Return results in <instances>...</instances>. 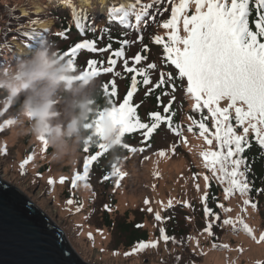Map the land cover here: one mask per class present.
I'll use <instances>...</instances> for the list:
<instances>
[{"label": "snow or ice", "instance_id": "obj_1", "mask_svg": "<svg viewBox=\"0 0 264 264\" xmlns=\"http://www.w3.org/2000/svg\"><path fill=\"white\" fill-rule=\"evenodd\" d=\"M65 2L71 9L77 34L85 37L92 33L93 38L80 39L57 54L76 65L79 55L87 52L90 55L84 62L83 73L91 78L109 74L113 77L102 85L107 108L101 109V112L105 110L109 112L110 119L117 129L115 146L130 152L144 151L143 147L137 149L124 143L126 136L139 133L142 137L140 144L147 145L161 126H166L167 130L177 137V141L171 145L173 153L177 144L188 146L184 128L181 124L174 123L176 112L172 106L177 99L175 93L179 81V88L191 101L190 111L199 116L198 119L193 115H187L186 118L189 121L187 132L202 141L198 156L202 168L207 173L193 176L195 179L203 175L205 181V191L200 197L206 218L203 232L209 237H214V227L223 229L225 226H231L234 232L243 231L256 240L253 229L245 223L242 216L237 215L235 219L224 218L221 221V213L210 208L207 201L211 198L224 214L231 211L220 203L214 194L209 197L213 181L221 188L225 201L239 194L243 198L244 206L249 205L248 197L252 191L264 194V188H254V181L248 179L252 163L264 157L254 156L250 163L249 157L244 155L253 147V142L259 152L264 153V0H128L126 4L118 5L115 0H101L97 12L105 19V26L99 30L94 24L95 16L90 18L86 8H77L74 0ZM166 12L169 13L168 18L158 22L157 16L163 17ZM29 23L36 25L40 21L31 20ZM149 23L165 30L164 36L153 35L150 41L162 48L160 64L164 68H174L175 74L172 71H164L155 61L142 63L148 60V56L141 53L150 52L149 45L143 42V30ZM71 30V27L62 28L55 35L66 40L67 33ZM113 30H118L120 35L112 36ZM97 31L100 33L99 36L96 35ZM131 31L137 33L135 41L124 38ZM49 32L50 29L37 30L35 27L24 31L23 26H19L16 33L22 39V52L30 56L37 47L46 42ZM105 37L108 43L98 47V43ZM114 43L119 47L113 48ZM133 44L142 45L141 51L131 58H126L125 49ZM104 53H109L106 61L92 58ZM121 61L123 72H117L116 66ZM158 69H160L158 79L153 82L152 75ZM129 76L126 92L117 103L114 99L119 98L116 77L128 79ZM140 87L147 89L144 93L145 99L159 90V95L155 97L156 106L163 110L147 112L145 120L138 114V109L144 101L133 102ZM163 97H169L167 104L163 102ZM13 124L14 118L5 119L0 128ZM37 140L41 144V153H45L48 147L46 139L38 137ZM93 147L94 152L91 151ZM112 148L114 147L103 143L99 137L95 143L86 142L82 148L86 154L83 158L82 172L77 171L72 176V186L76 187L79 181L85 182L84 186L88 187L86 181L91 166L94 162L99 164L100 159ZM158 155L163 157L165 152L160 151ZM33 158V155L29 154L20 164V168L23 169ZM110 169L102 176L101 182L115 177V185L119 187L126 173L118 167V158L117 162L110 165ZM66 179L61 176L59 182L64 183ZM47 183L52 185V178H49ZM195 187L199 191L200 186L196 184ZM72 202L67 201L68 204ZM149 203L146 198L144 204ZM183 203L184 206H190L187 201ZM172 204V200L169 199L164 207L170 208ZM251 206L255 208L256 204L252 203ZM104 207L106 210L109 209L108 205ZM147 211L151 213L153 209L148 207ZM154 219L157 222L162 220L159 212L155 213ZM160 239L166 243L169 241L176 243L175 237L168 236L164 228L160 229ZM262 241L264 233L260 234L257 243ZM157 243L158 241H139L136 247L140 250L155 248ZM213 247L227 248L228 245L214 243Z\"/></svg>", "mask_w": 264, "mask_h": 264}, {"label": "rangeland", "instance_id": "obj_2", "mask_svg": "<svg viewBox=\"0 0 264 264\" xmlns=\"http://www.w3.org/2000/svg\"><path fill=\"white\" fill-rule=\"evenodd\" d=\"M34 1L35 0H18L10 4L8 0H0V7L2 4L6 6L9 5L6 11H4L5 13L11 12L12 7H20L19 13L24 16L28 13L27 8L38 13L45 7L40 2ZM40 1L43 2V0ZM63 1L65 2V0H62V2ZM100 2L101 0L87 1L88 5L92 8L94 7L95 10H97V5H100ZM86 5L87 4L82 5L81 7L87 8L85 7ZM51 6H55V3L52 2ZM60 10L64 11V7H61ZM43 14L44 13L38 15L40 23L43 19ZM60 15L63 14L59 12L57 16ZM8 20H10V18H7L5 27L9 26ZM46 20L47 19L44 18L43 22ZM102 20L104 23L105 19L102 18ZM54 21L56 23L55 18ZM14 24L17 23L14 22ZM45 24L49 25L50 22L47 21ZM0 25H2L1 19ZM17 28V26L10 27L8 30L11 34L7 38V41H11V45L15 47V51L17 47L15 41L22 40L18 38L14 39L17 35L15 34ZM31 28L24 26L23 30L28 31V29ZM35 28L37 30L40 29L39 27ZM160 29V35L164 36L165 30L162 28ZM49 36L48 34L46 42H48L47 38ZM164 38L167 39L166 36ZM57 48L58 47H54V49ZM19 50H22V48L18 47V51ZM19 53L21 54L20 51ZM11 57L12 53L10 50L4 47L0 49V58H4V62L2 61L3 65L11 63ZM22 58L24 57L18 58L13 64L0 67V82H5L9 85L13 83L11 77L13 66ZM56 59L58 60V64L51 72V76L54 77L55 85L51 98L53 117L50 123L54 128L59 129L60 135H57L56 132H52L49 138L46 139L47 146L49 139L61 142V138L59 137H63L66 148L69 150H76L78 149V139L72 135L74 132V120L71 111L72 102L69 100L63 103L61 102L59 97L62 87L60 84L56 83L60 81L68 82L66 78L67 75H72L83 83H89L90 76L83 72H70L65 68L63 59ZM120 63H118L117 66ZM43 83L44 82H40L36 84V87L39 88L43 86ZM74 88H77V86L74 85L72 88V85H70L68 87L69 90L77 92L78 90ZM31 93V87L27 90L12 91H10L8 87H0V124H3L5 119L10 118H14L15 123L0 128V140H5L4 143L0 144V149L3 150L0 151V179L13 188L20 189L25 194V197H28L33 204L37 205H35L36 208L39 207L41 211L43 210L42 212L55 226L62 228L65 237L76 252L75 254L83 263L164 264L166 259L165 254L154 251L153 247H148L143 250L137 248V250L134 251L127 250L123 246H117V236L114 230L107 229L103 226L104 213L109 215L112 221H116L121 220L124 213L129 212V219L134 222L137 221L138 225H142L141 230L148 231L150 236H148L147 242L158 241V246H166V243L160 239V229L164 228V221L161 220L157 222L154 219V215L156 212H159L162 217V211L167 203L165 198L170 192L174 203L184 204V201L189 203L190 206H186L189 212L192 211L191 206L193 204H201L200 197L205 191V181L203 175H199L195 179L193 176L198 173L205 174V172L201 170V161L198 156L202 141L188 133L185 125H182L184 128V136L188 140V146L177 144L175 152L173 153L171 151V145L177 141V137L172 135L168 130L157 135L158 142L166 143L161 150L165 152V156L160 157L158 153L150 154L142 163L147 164V167L153 166L155 168L157 177L162 180H160L159 183L163 188L150 187L146 183L148 177L144 172H146L147 169H141L143 166H140V162L137 161L140 156L137 155V153L133 154L130 152L126 158L118 162L120 170L126 173L121 179L119 187L115 185V177H110L108 183L103 184L100 179L94 177L93 168L91 166L89 177L86 181L89 192L87 197L84 198L80 192L85 182L78 181L77 186L73 187L71 178L75 172H82L83 158L85 155L78 150L75 162H72L67 158L63 160L54 159L52 155L53 150L50 147H47L45 153H41V144L37 138H45V136H34L32 130L33 122L20 118L24 111V104L22 108L16 109L15 103L21 101L25 102L26 97L31 95ZM187 109L188 108H186V110ZM105 120H110L112 122L109 112L101 118L100 130L102 132V138ZM64 133L69 134L64 135ZM178 148L182 149V151L177 153L176 151ZM29 154L33 155V160L21 169L20 164ZM61 176L67 178L64 183L59 182ZM49 178L53 180L52 185L47 183ZM164 180L167 182L164 183ZM199 181L202 182V186L199 185ZM196 184L200 186L199 191H197L195 187ZM164 186H171V189L169 190ZM157 190L166 192V194L162 195V193H157ZM146 198L150 202L149 205L144 204ZM68 200H72V204H68ZM113 201V210L108 212L104 206L108 205L110 207ZM97 204L101 205L100 208L96 207ZM148 207H151L153 212L149 213L147 211ZM193 211L197 214L199 212L198 207H194ZM190 218L194 220L197 217L190 216ZM255 223L256 222H253L252 225L254 226ZM94 232H105L108 239H100L98 240L100 242L97 243L93 241ZM219 254L221 253L213 252L208 248L203 249L200 253L201 260L197 264H230V262L227 261L223 263ZM263 254L264 253H262V256ZM244 256L246 258L243 264H258V253L256 251L252 250ZM238 262H240V258Z\"/></svg>", "mask_w": 264, "mask_h": 264}, {"label": "trees", "instance_id": "obj_3", "mask_svg": "<svg viewBox=\"0 0 264 264\" xmlns=\"http://www.w3.org/2000/svg\"><path fill=\"white\" fill-rule=\"evenodd\" d=\"M18 0H8L10 4L17 2ZM38 1L39 0H35ZM9 7V5H4L0 7V19L2 21V25L0 28V49L6 46H10V42L7 41V38L10 36L9 28L12 26H23L27 25L32 26L29 21L31 20H38L39 16L30 14L29 17H21L20 13L18 11L19 7H12L11 12L5 13L6 9ZM78 8V7H77ZM13 9L15 11L13 12ZM30 10V9H29ZM71 9L66 12H61L63 15L56 16L53 14V17L56 20L55 27L52 29L50 36L47 38L48 42L51 43L54 47H58L55 49L57 52H60L62 50H66L69 45L74 44L76 41L87 38L92 39L93 34L88 33L85 37H81L77 34V31L74 27V22L72 20L71 16ZM6 15V16H5ZM89 16H96L95 13L91 14L89 13ZM169 16V13L166 12L163 17L157 16V21L159 22L162 19H167ZM7 18H10L8 20V27H5V23L7 22ZM16 22L17 24H14ZM95 27L99 30L102 26H105L104 24H99L96 21H94ZM5 27V28H4ZM71 27V31L67 33L68 39H60L58 38L55 33L59 32L62 28H69ZM26 29V28H25ZM29 30V29H28ZM17 34V33H15ZM160 35L161 29L156 27V25L149 23L148 27L143 30V36H144V44H148L150 47V52L148 53H141L143 55L148 56V60L145 62H142L143 64L153 62L155 61L158 65H160L161 68H163L164 71H172L175 74V69L172 67L164 68L163 65L160 64L159 57L162 55V48L160 46L154 45L150 41V37L153 35ZM97 36L100 35L99 31L96 33ZM111 35L114 37H117L120 35V32L118 30H113L111 32ZM181 35H183L182 29H181ZM137 37V33L135 31H131L129 35H127L124 38H127L129 40L135 41ZM16 38L21 39L16 35ZM108 43L107 38L103 41H100L98 43V47H103L105 44ZM119 47L118 44H113V48ZM142 48V45L140 44H133L131 47H128L125 49L126 52V58L133 57L137 52H140ZM109 53H104L102 55L97 54L93 56L92 58L97 60H107V56ZM89 53L82 52L79 57L76 60V65L71 64L69 61L65 60L61 56H57L56 58H61L64 60L65 68L70 72L75 73H81L84 68V62L86 58L89 57ZM106 66V65H105ZM129 66H131V60H129ZM117 72H123L122 62L116 66L115 69ZM160 69H158L155 73L152 75L153 82L158 79V72ZM52 75V74H51ZM128 75V74H125ZM54 80V77H52ZM67 81H60L56 84H60L62 87L61 94H60V100L61 102L70 101L72 102L71 111H72V118L74 120V132L73 136H75L78 139V150L86 155L82 148L86 142H92L95 143L97 137L102 139V132L100 130L101 126V118L106 113H108L107 110L101 112V109L107 108V101L105 99L104 92L102 90V85L105 84V82L111 80L113 77L109 75H100L96 78H93L89 81V83H83L78 78H75L72 75L66 76ZM129 79H121L120 77H116V84L118 86V92H119V98H114L117 100V103H119V100L122 99L123 95L126 92V87L129 83ZM186 83V82H185ZM55 85V84H54ZM72 85L77 86L78 91L74 92V90H69L68 87ZM178 90L175 93L177 99L174 102L172 108L173 111L176 112V115L174 117V123H179L181 125H185L187 129V125L189 124V121L187 120V115H193L195 118H199L198 114L192 113L190 111V100H188L183 91L179 88V81H177ZM147 89L144 87H140L138 93L134 96L133 102L134 103H140L141 101H144L141 106L138 109V114L141 117L142 120H145L146 113L149 111H163L162 108H157L156 106V95H159V90L152 95H150L147 99H145L144 93ZM163 102L167 104L169 97H163ZM24 104V101L15 103V108L20 109L22 108ZM182 105V108H181ZM186 108H188L186 110ZM205 114L206 110H205ZM186 116V117H185ZM210 123V122H209ZM167 131L166 126H161L151 137L150 141L147 145L140 144V140L142 137L139 133L132 134L126 136L124 143H127L133 147H136L137 149L143 147L144 151H136L132 152L133 154L137 153V155H140L138 158V162H140V166H143L141 169H147L146 176L148 177V180L146 183L150 187H161L160 186V180L157 177L155 168L153 166L147 167V164L142 163L147 157H149L150 154H157L159 153L162 148L165 146V142L161 143L157 140V135ZM61 138V143L63 142V137ZM4 139L0 140V144L4 143ZM66 146V145H65ZM91 151H95V148L93 147ZM182 151V149L178 148L177 153ZM130 153L127 149H124L120 146H115L114 148L110 149L109 152L106 154L105 157H102L99 161V164L92 165L94 177L97 179H102V176L105 174V172L110 171V165L113 162H118L121 159L126 158ZM181 155V154H179ZM245 156L249 157V162L252 163L251 158L254 156H261L264 157V153H260L257 146H255L253 142V147L250 150H247L244 153ZM185 156V155H183ZM201 170L206 173V170L202 168ZM194 173V172H192ZM249 181H254V188H264V159H257L255 163H252V171L248 174ZM162 181V180H161ZM164 183L167 182L166 180L163 181ZM108 183L107 181H104L103 184ZM199 185L202 186V182L199 181ZM165 188L171 189V186ZM163 188V187H161ZM88 188L83 186L81 189V192L83 197L86 198L88 195ZM157 193H162V195H165L166 192H163L161 190H157ZM215 195L219 198V202L223 203L225 207L230 208L231 211H229L227 214H224L221 212L219 208L216 207V204L213 202L211 198L207 201V204L210 208L214 209L216 212L221 213V221L224 218H232L235 219L237 215L242 216L245 223L249 225L250 228L253 229V235L256 237V240H253L251 237H249L246 233L243 231L237 230L233 231L231 226H225L223 229L220 227H214V237H209L206 233L203 232V228L206 224V218L204 216L203 212V206L202 204H193L191 206L192 211H187V207L184 206L182 203H174L171 192L166 196L165 200H167V203L169 199L172 200L173 204L172 207L163 209V215L162 220L164 221L163 226L166 230V234L170 237H175L176 243H173L171 241L165 242L166 246H157L154 248V251L158 253H164L165 254V262L164 264H197L201 260L200 253L203 251V249H210L213 252H219L221 256V261L225 263V261L230 262V264H239L244 263L245 260V254L250 251H256L258 253V264H264V254L262 256V253H264V241L257 243V240H259L260 234L264 233V194H257L255 191H252L249 195L250 203L247 206L243 205V198L240 197L239 194H235L232 196L229 200L225 201L223 193L221 191V188L218 187L215 183V181L212 182L211 189L209 191V197L212 195ZM165 204V206L167 205ZM252 203L256 204V207L253 208L251 205ZM100 204H97L96 207L100 208ZM114 207V201L111 202V205L108 209V212L113 210ZM194 207H198L199 212L196 214L195 211H193ZM243 208V211H241ZM187 211V212H186ZM186 212V213H185ZM142 215V214H141ZM191 217H197L193 220ZM190 218V219H189ZM256 222L253 226L252 223ZM104 227L107 229L114 230L117 240L116 245L117 246H123L127 250H137V243L139 241H148L149 233L148 231L141 230V227H136L138 225L137 221H132L129 219V212L124 213L121 220L112 221L109 217V215L104 213ZM110 231V230H109ZM94 238L93 241H96L99 243L98 240H104L108 239V236L105 232H94L93 234ZM189 237H192L193 239H189ZM217 245H228L227 248L223 247H217L214 248L213 244ZM179 257V259H177ZM240 258V262H238Z\"/></svg>", "mask_w": 264, "mask_h": 264}, {"label": "water", "instance_id": "obj_4", "mask_svg": "<svg viewBox=\"0 0 264 264\" xmlns=\"http://www.w3.org/2000/svg\"><path fill=\"white\" fill-rule=\"evenodd\" d=\"M0 264H85L60 228L0 180Z\"/></svg>", "mask_w": 264, "mask_h": 264}, {"label": "clouds", "instance_id": "obj_5", "mask_svg": "<svg viewBox=\"0 0 264 264\" xmlns=\"http://www.w3.org/2000/svg\"><path fill=\"white\" fill-rule=\"evenodd\" d=\"M58 56L54 46L45 42L28 57L20 59L13 66L11 73L12 84L0 82V87H8L12 90H27L32 88V93L26 97L24 102V111L21 119L32 121V130L34 136H45L48 139L52 132L60 135L59 129L54 128L50 121L53 117V106L51 102L54 83L51 76L53 68L58 64ZM44 82L43 86L37 88L36 84ZM69 133H64L68 135ZM117 138V129L110 120H105L103 124L102 142L115 147ZM48 147L53 150V158L63 160L65 158L75 162L78 149L69 150L65 144L49 139Z\"/></svg>", "mask_w": 264, "mask_h": 264}, {"label": "bare ground", "instance_id": "obj_6", "mask_svg": "<svg viewBox=\"0 0 264 264\" xmlns=\"http://www.w3.org/2000/svg\"><path fill=\"white\" fill-rule=\"evenodd\" d=\"M46 23V22H45ZM43 23V26H41L42 28H47L49 25ZM21 52V54H27V53H23L22 50H19ZM81 260V259H80ZM82 261V260H81Z\"/></svg>", "mask_w": 264, "mask_h": 264}]
</instances>
